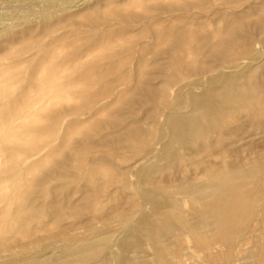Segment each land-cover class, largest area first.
<instances>
[{
    "label": "rangeland",
    "instance_id": "obj_1",
    "mask_svg": "<svg viewBox=\"0 0 264 264\" xmlns=\"http://www.w3.org/2000/svg\"><path fill=\"white\" fill-rule=\"evenodd\" d=\"M0 264H264V0H0Z\"/></svg>",
    "mask_w": 264,
    "mask_h": 264
},
{
    "label": "bare ground",
    "instance_id": "obj_2",
    "mask_svg": "<svg viewBox=\"0 0 264 264\" xmlns=\"http://www.w3.org/2000/svg\"><path fill=\"white\" fill-rule=\"evenodd\" d=\"M51 78H52V77H51ZM49 79H50V78H49ZM52 79H53V78H52ZM53 80H54V79H53ZM51 83H53V82H51ZM10 84H11V83H10ZM49 86H50V85H49ZM46 91H47V90H46ZM44 92H45V91H44ZM254 182H255V181H254ZM244 186H245V185H244ZM239 189H240V188H239ZM212 190H213V189H212ZM219 191H220V190H219ZM238 192H239V191H238ZM241 193H242V192H241ZM213 195H214V194H213ZM218 195H219V194H218ZM201 196H202V195H201ZM206 196H207V195H206ZM206 196H205V197H206ZM244 196H246V195H244ZM211 197H212V195H211ZM213 197H215V196H213ZM217 197H218V196L216 195V198H217ZM230 197L232 198V196H230ZM235 197H236V196H235ZM240 197H241V196H240ZM240 197H239L238 199H236L235 201H234V198H232V201H230V200H227V199H231V198H227V199H225L226 197H225V198H221V199H218V198H217V200L221 201V200L225 199V200H227V202L229 201V203L232 202V203H230V204H234L235 202H240V201L242 200V199L240 200ZM208 198H209V197H208ZM213 200H215V202H214ZM225 200H224V201H225ZM237 200H238V201H237ZM239 200H240V201H239ZM211 201H212V203H215V204H212V205H214V206H213V207H214V210H215L216 212L218 211L217 214H218V215H220V214L222 215V212H219V209H218V210L216 209V206H217V208H220V206L218 205L219 203H216V202H218V201H216V199H212ZM211 201H210V202H211ZM233 202H234V203H233ZM241 202H242V201H241ZM241 202L238 203V204H242ZM224 203H225V202H224ZM207 204H208V202H207ZM238 204H234V205H238ZM212 205L210 206V207H211L210 211H211L212 208H213ZM207 206H208V205H207ZM231 206H233V205H231ZM234 207H235V206H234ZM206 209H207V208H206ZM220 209H221V208H220ZM232 210H234V209H232ZM212 211H213V210H212ZM215 211H214V212H215ZM220 211H221V210H220ZM202 212H203V211H202ZM202 212H200L201 215H202ZM214 212H213V213H214ZM216 212H215L214 214H216ZM219 213H220V214H219ZM224 213H225V211H224ZM198 214H199V213H198ZM198 214H197V215H198ZM203 214H204V213H203ZM227 215H229V214H227ZM231 216H232V215H231ZM215 217H216V216H215ZM221 217H222V216H221ZM221 217H220V218H221ZM227 217H228V216H227ZM211 218H212V217H211ZM225 218H226V217H224V219H225ZM221 220H223V217L221 218ZM226 220H227V219H226ZM231 220H232V219H231ZM231 220H230V221H231ZM216 221H217V220H216ZM217 222H218V221H217ZM219 222H220V221H219ZM227 222H228V220H227L226 222L223 221V223H227ZM209 223H211V222H209ZM221 223H222V222H221ZM221 223H220V225H221ZM227 224H228V223H227ZM204 225H206V224H204ZM209 225H210V224H209ZM213 225H214V224H213ZM214 226H215V225H214ZM214 226L210 225V227H214ZM208 227H209V226H208ZM213 229H214V228H213ZM224 234H225V233H224Z\"/></svg>",
    "mask_w": 264,
    "mask_h": 264
}]
</instances>
